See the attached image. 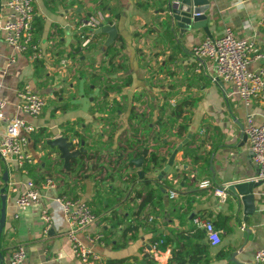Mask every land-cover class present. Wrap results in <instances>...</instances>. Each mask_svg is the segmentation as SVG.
I'll return each mask as SVG.
<instances>
[{
	"label": "crops",
	"instance_id": "crops-1",
	"mask_svg": "<svg viewBox=\"0 0 264 264\" xmlns=\"http://www.w3.org/2000/svg\"><path fill=\"white\" fill-rule=\"evenodd\" d=\"M101 1L35 0L33 24L43 51L38 61L31 53H18L8 65L14 52L0 30V93L5 113L36 127L27 148L34 162L19 166L15 159L0 155V217L1 197H7L1 263L22 245L27 251L25 264H84L73 254L68 224L56 201L66 195L86 201L99 216L78 237L108 263L136 264L138 259L142 264H170L172 249L187 245L188 250L203 251L198 253V264H256L255 253L264 248V183L255 188L256 212L247 220L242 210L235 213L234 199L229 196L221 202L213 189L258 174L242 127L249 113L255 123L264 124V94L246 104L232 84L215 81L219 79L215 66L199 60L192 47L206 37L222 35L230 26L238 37L253 38L264 49L260 25L264 0H212L210 35L203 28L186 33L176 28L174 34L167 23L166 0L164 5L163 0H105V12L119 31L111 46L120 48L118 55L112 59V49L104 45L106 34L97 35L84 53L77 54L83 40L78 20L98 12ZM6 2L0 0V21L7 14ZM260 65L254 61L250 68ZM25 85L46 98L38 118L20 108L18 94ZM175 105L185 109L178 119L170 117ZM161 120L173 125L165 129ZM186 120L189 128L180 139L175 133ZM71 127L86 137L89 148L99 151L97 169L92 161L80 168L73 160L68 172L63 161L55 159L54 164L46 154L42 143L46 134L50 130L66 134ZM5 133L6 126L0 122V138ZM188 134L192 137L187 149L199 160L194 162L184 147L177 154L175 165L180 171L171 188L178 191L175 198L168 194L171 189L163 193L157 187L148 196V156L141 168L132 162L116 163L120 154L131 160L147 148L157 154L159 163L164 162L159 165L163 168ZM139 170L145 171L143 179ZM193 173L196 177L191 180ZM47 176L56 180L57 188L45 190L33 206L18 207L15 199L26 182H42ZM203 182L208 185L200 187ZM149 197L150 202L142 206ZM44 209L52 216L48 229L41 218ZM195 216L214 222L220 231L219 243L210 242L204 229L194 223ZM99 233L103 240L92 242L90 238ZM160 240L173 245L162 243L155 257L154 244Z\"/></svg>",
	"mask_w": 264,
	"mask_h": 264
},
{
	"label": "built area",
	"instance_id": "built-area-1",
	"mask_svg": "<svg viewBox=\"0 0 264 264\" xmlns=\"http://www.w3.org/2000/svg\"><path fill=\"white\" fill-rule=\"evenodd\" d=\"M35 0H7L5 19L0 21V30L4 33V39L13 50L8 59V65L16 61V54L31 53L32 59L43 58V51L38 42L34 41L33 20ZM101 24L113 25L109 14L98 11L93 15L78 20L79 30L84 34L82 42L78 45L77 54L84 53L96 36V31ZM260 25L264 27V13L260 18ZM85 34L87 35L84 38ZM75 52V53H76ZM192 53L201 61H207L215 66L219 79L234 86L236 92L250 105L255 99L264 94V49L253 38L238 37L232 27H226L220 36H209L199 44L192 47ZM254 61H260L257 69H251ZM67 61H64L66 64ZM1 87V86H0ZM1 89V88H0ZM20 108L31 118H38L46 106V98L35 91L29 85H25L19 91ZM0 122L5 124L6 133L0 138V155L4 158H13L19 166L34 162L33 156L28 152V144L31 134L36 127L19 118L8 117L5 113V102L0 93ZM244 131L258 165V174L251 178L264 183V124L255 123L252 113L246 118ZM96 163L95 159L87 160ZM87 168V165H86ZM208 182H203L200 187H206ZM229 183L214 187L213 195L221 202L228 197ZM57 188V182L52 176H47L42 182L29 180L25 188L17 195L15 203L20 208H28L41 201L43 192ZM170 198H175L178 191L171 189L168 192ZM63 210L68 224L67 237L72 245L73 254L84 264H108L99 254L88 248L78 237V233L99 220V216L90 205L80 199L61 195L56 198ZM47 229L52 222V216L47 209L41 215ZM194 223L202 227L210 242H220V231L210 218L194 217ZM104 235L99 233L90 238L92 242L102 241ZM163 240L154 244V256L158 257V250ZM171 251V250H170ZM27 259L26 248L22 245L16 247L8 260L3 264H25ZM256 264H264V248L255 253ZM0 264L1 253H0Z\"/></svg>",
	"mask_w": 264,
	"mask_h": 264
},
{
	"label": "water",
	"instance_id": "water-1",
	"mask_svg": "<svg viewBox=\"0 0 264 264\" xmlns=\"http://www.w3.org/2000/svg\"><path fill=\"white\" fill-rule=\"evenodd\" d=\"M165 8L167 15V23L169 24L170 30L175 34L176 28L180 30V33L190 32L203 28L207 34L210 35L209 30V19H210V8L212 0H166ZM100 34H106L107 40L104 43L106 47H110L118 37L119 31L116 25L101 24L100 28L96 31V36ZM188 136L179 143V145L173 150L170 155L167 164L160 168L157 163L151 162L150 166V177L146 179V184L150 188L157 187L161 192L166 193L167 190L171 189L175 182H177V173L180 171L176 167L177 154L183 149L188 143ZM242 137L247 140V134L242 127ZM43 149L46 150L48 157L54 161L55 159L63 161V168L68 172L71 171L72 161H77L80 168L83 164L86 165L87 159H83L82 156L89 152V144L86 140H79V138L73 132H67L66 134L57 135L53 130H50L42 141ZM91 143V142H90ZM79 160V161H78ZM131 162L136 164L138 168L143 167L146 163L145 156H139L131 159ZM150 163V162H149ZM197 171V170H196ZM198 172V171H197ZM138 175L141 179L145 177V171L139 170ZM7 177V173H5ZM191 180L195 179V174L191 176ZM126 179V177H125ZM128 179V177H127ZM262 181H256L253 179L242 180L233 182L229 185L228 194L234 199L235 213L239 214L242 210L244 214V220H247L250 216L256 212V195L255 188L261 186ZM2 207L0 217V237L4 230L6 223V210H7V197L5 194L2 195Z\"/></svg>",
	"mask_w": 264,
	"mask_h": 264
},
{
	"label": "trees",
	"instance_id": "trees-1",
	"mask_svg": "<svg viewBox=\"0 0 264 264\" xmlns=\"http://www.w3.org/2000/svg\"><path fill=\"white\" fill-rule=\"evenodd\" d=\"M164 2H165V0H163L162 1V4L164 5ZM99 11H107L108 10V6H107V3L105 2V0H102L100 3H99ZM90 16V15H89ZM84 35V34H83ZM33 36H34V41L35 42H37V40H36V29H35V26H34V24H33ZM86 34H85V36H84V38H86ZM95 37V36H94ZM96 38V37H95ZM94 38V39H95ZM112 46V45H111ZM108 47V49H112V59L115 57V56H117L118 55V51L120 50V48H117V47H114V48H112V47ZM39 59H35V61H38ZM112 64V67H118V63H116V62H111ZM98 79H99V76H98ZM104 95V97H106V93H104L103 94ZM184 111H185V109H184V107L182 106V105H175V107H174V109L172 110V113H171V115H170V117H174V118H176V119H178L179 117H182L183 116V114H184ZM186 119V118H185ZM184 119V120H185ZM170 121H171V119H169ZM163 121V120H161V122H160V124H161V126H163L165 129L166 128H169L168 127V124L169 125H173L170 121ZM188 128H189V124H188V122H187V120L186 121H184V122H182L180 125H179V127L177 128V132L175 133L180 139H182V138H184V136H185V132L186 131H188ZM68 132H73L78 138H79V140L81 141V140H86V137L85 136H83L82 134H80L77 130H75L73 127H71V128H69V130H68ZM67 133V132H66ZM89 146V145H88ZM189 146V143H187L185 146H184V148H185V151H186V155L188 154V153H190L192 156H193V160H194V162H196L197 160H199V157H195V155L193 154V153H191V151H189L188 149H187V147ZM183 148V149H184ZM99 151H96V150H92L91 148H89V152L86 154V155H83L82 156V161H83V159H87V160H91V159H95L96 160V163H95V165L93 166V168L95 167V169H97L96 168V166H97V164L98 163H100L99 162V160H100V157H97V155L99 156ZM139 155L140 156H145L146 158H147V156L149 157L148 158V160H149V162L151 163H153V162H155V163H157V165L159 166V165H162V164H164V162L163 163H159L160 162V158L157 156V154L155 153V152H148V149L147 148H144L140 153H139ZM79 161V160H78ZM125 161V164H131V160H130V158H129V156H125L124 157V155L123 154H120V157L117 159V162L116 163H122V162H124ZM98 162V163H97ZM115 162V161H114ZM161 162H162V160H161ZM84 167H86V165L85 164H83V167L82 168H84ZM155 193V189H152V188H150V190L148 191V196H151V195H153ZM138 197H142V192L141 191H139L138 192ZM150 199H152L151 197H149V198H146V199H144L143 200V203H142V206L144 205V206H146L149 202H150ZM171 244L173 245V243L171 242V241H166V240H164V243H163V245L164 246H166V245H169V246H171ZM188 246L186 245L184 248H173L172 249V255H173V257H172V261H171V263L170 264H172L173 262H176V264H186V263H188V262H194L195 264H198L199 263V261H200V259H201V256H198V253H202L203 251H200V252H196V251H194V250H188V248H187ZM194 247H195V245H194ZM108 263V262H107ZM133 263H136V264H142L141 263V261L140 260H138V259H136V260H134V262ZM108 264H131L130 262H126V260H121V261H117V262H109Z\"/></svg>",
	"mask_w": 264,
	"mask_h": 264
}]
</instances>
